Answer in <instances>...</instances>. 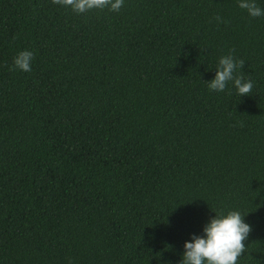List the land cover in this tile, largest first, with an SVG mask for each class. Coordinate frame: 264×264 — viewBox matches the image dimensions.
<instances>
[{
    "label": "trees",
    "instance_id": "1",
    "mask_svg": "<svg viewBox=\"0 0 264 264\" xmlns=\"http://www.w3.org/2000/svg\"><path fill=\"white\" fill-rule=\"evenodd\" d=\"M226 55L248 96L205 84ZM232 210L251 225L237 264H264V16L0 0V264H179Z\"/></svg>",
    "mask_w": 264,
    "mask_h": 264
},
{
    "label": "clouds",
    "instance_id": "2",
    "mask_svg": "<svg viewBox=\"0 0 264 264\" xmlns=\"http://www.w3.org/2000/svg\"><path fill=\"white\" fill-rule=\"evenodd\" d=\"M52 2L79 15L93 9L104 8L116 12L122 7L124 0H52ZM237 6L249 17L264 16V8L258 6L256 0H237ZM32 59V51L20 50L13 58V67L22 72H30ZM238 66L241 68L243 61H235L231 55L220 57L213 78L205 83L208 89L222 92L231 81L237 95L248 96L252 82L239 76L234 77L233 73ZM250 232L251 225L245 222L239 211L232 210L219 216L215 214L204 224L200 234H192L184 241L179 264H237L245 249L243 242L247 240Z\"/></svg>",
    "mask_w": 264,
    "mask_h": 264
}]
</instances>
